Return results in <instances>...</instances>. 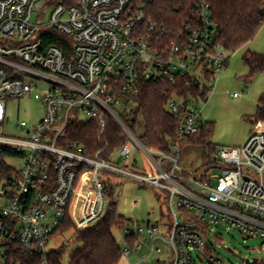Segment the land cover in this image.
Returning a JSON list of instances; mask_svg holds the SVG:
<instances>
[{
    "label": "built area",
    "instance_id": "built-area-1",
    "mask_svg": "<svg viewBox=\"0 0 264 264\" xmlns=\"http://www.w3.org/2000/svg\"><path fill=\"white\" fill-rule=\"evenodd\" d=\"M149 1L0 0V127L7 100L33 98L43 106L35 125L18 123L20 136L0 134V155L10 168L0 176V264H12L14 252L37 254L39 264H47L46 246L65 219L79 231L99 222L110 202L103 175L110 174L168 194L172 254L156 264H195V257L223 264L211 256L222 230L258 237L264 252V132L252 133L242 147L220 148L214 162L223 167L215 172L190 177L178 170L180 144L198 134L202 106L229 59L214 42L210 5L195 0L176 27H166L149 18ZM47 31L68 39L69 56L43 45L40 35ZM148 82L163 84L164 109L178 120L176 142L166 152L145 148L126 123ZM42 85L43 96L37 92ZM108 121L127 139L108 158L101 156L106 147L91 156L83 146L60 145L69 123L93 122L102 134ZM136 149L149 162L145 170L136 161L123 165ZM115 153L119 164L111 163ZM85 181L90 192L78 225L72 211ZM155 230L134 223L125 235L139 250L146 234L152 255L159 252Z\"/></svg>",
    "mask_w": 264,
    "mask_h": 264
},
{
    "label": "trees",
    "instance_id": "trees-1",
    "mask_svg": "<svg viewBox=\"0 0 264 264\" xmlns=\"http://www.w3.org/2000/svg\"><path fill=\"white\" fill-rule=\"evenodd\" d=\"M195 0H150L147 14L154 22L166 27H176L183 17L192 10ZM210 5L211 18L215 27L214 42L222 46L229 53H235L247 46L264 25V0H205ZM44 46H56L63 50L66 56L70 54V42L54 32H44L40 35ZM242 61L248 69L246 79L254 80L258 75L264 74V54L246 50ZM163 84L152 82L142 83L139 95L136 98L138 106L131 113L127 125L135 132L138 121L143 125L142 133L137 136L141 144L147 149L166 152L169 144L176 142L178 120L169 115L164 109L165 100L162 98ZM261 131L264 127V93L258 99L256 112L247 118ZM213 125L203 122L199 125L198 134L180 144L201 148L204 153L202 166L198 173L217 171L221 169L214 162L215 145L212 143ZM127 139L120 128L112 121L107 122L106 130L100 133L93 122H71L67 125L64 135L60 138L62 147L70 144L83 146L92 155L102 151L101 156L108 158L126 143ZM6 155H0V176L6 175L10 168L5 163ZM89 187L85 181L78 196ZM109 206L105 216L94 226L81 231H74L73 243L80 247L69 256L68 264H119L122 251L113 238V232L125 225V220L118 215L115 196L110 186H107ZM74 222L77 220L72 215ZM72 225L68 218L59 229L50 237L53 239L70 230ZM129 249L136 243L134 237H126ZM64 250H53L46 254L47 264H62ZM12 264H39L41 257L35 255L12 254Z\"/></svg>",
    "mask_w": 264,
    "mask_h": 264
},
{
    "label": "rangeland",
    "instance_id": "rangeland-1",
    "mask_svg": "<svg viewBox=\"0 0 264 264\" xmlns=\"http://www.w3.org/2000/svg\"><path fill=\"white\" fill-rule=\"evenodd\" d=\"M32 22L36 21L33 15ZM246 50L258 54H264V25L260 28L253 40L242 49L235 53L228 54V63L223 72L216 78L214 83V93L202 106L200 119L205 123L213 125L212 143L216 150L214 157L222 147L238 148L242 147L250 135L256 132L255 127L247 118L253 116L256 112L258 99L264 93V74L258 75L254 80L248 81L246 75L247 67L244 65L242 58ZM47 87L42 85L38 93L43 96ZM238 93L240 96L232 98L230 95ZM43 115V106L41 100L33 98L27 100H7L6 101V118L0 127V134L9 136H20L22 133L17 129L20 122H25L28 126L35 125ZM143 131L141 121L137 122L135 128L136 136ZM264 132V127L261 129ZM119 154L115 153L111 163L119 164ZM204 153L201 148L185 146L181 149L178 170L194 177L198 168L202 166ZM136 161V168L145 170L149 165L146 157L138 149L124 159L123 165H129ZM15 168H18L20 162L8 160ZM121 164V163H120ZM130 169H132L130 167ZM137 169H132L136 170ZM106 185L110 186L116 202V210L126 222L123 228L113 232V238L122 251V258L119 264H156L157 260L165 261L170 257L171 249L167 244L168 233L171 230L170 212L168 204V194L157 188L146 184L128 180L114 175H103ZM89 193V187L81 193L74 202L72 215L78 217V225L84 217L83 213L88 201L84 193ZM138 201V206L133 208L132 202ZM76 203V204H75ZM76 218V217H75ZM77 220V218H76ZM72 230L57 236L50 240L46 246V251L64 250L62 264H68L70 254L80 246L73 243L72 235L75 229L72 221ZM134 223L141 228L147 224H154L155 240L153 247L158 253L150 254L152 239L146 234H141L139 242L142 248L139 250L129 249L125 230L133 231ZM221 238L214 244L212 258L220 260L223 264H244L246 259L257 258L259 264H264V252L259 250L261 239L258 237L246 238L236 230H230L225 233L220 232ZM195 264H206V259L198 260L194 258Z\"/></svg>",
    "mask_w": 264,
    "mask_h": 264
},
{
    "label": "water",
    "instance_id": "water-1",
    "mask_svg": "<svg viewBox=\"0 0 264 264\" xmlns=\"http://www.w3.org/2000/svg\"><path fill=\"white\" fill-rule=\"evenodd\" d=\"M256 258H254L253 260H252V262H249V260H246L245 261V264H256Z\"/></svg>",
    "mask_w": 264,
    "mask_h": 264
},
{
    "label": "crops",
    "instance_id": "crops-1",
    "mask_svg": "<svg viewBox=\"0 0 264 264\" xmlns=\"http://www.w3.org/2000/svg\"><path fill=\"white\" fill-rule=\"evenodd\" d=\"M76 204V203H75ZM74 216L77 218V224H78V217H77V215L74 213Z\"/></svg>",
    "mask_w": 264,
    "mask_h": 264
}]
</instances>
